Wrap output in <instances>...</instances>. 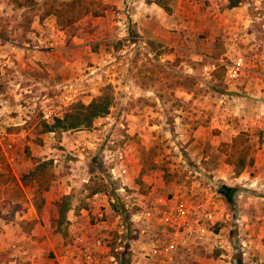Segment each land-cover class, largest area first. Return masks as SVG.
Listing matches in <instances>:
<instances>
[{
    "label": "rangeland",
    "instance_id": "obj_1",
    "mask_svg": "<svg viewBox=\"0 0 264 264\" xmlns=\"http://www.w3.org/2000/svg\"><path fill=\"white\" fill-rule=\"evenodd\" d=\"M71 1L0 0V264H73L98 241L100 264H142L180 205L194 233L177 235L178 264H264V0L44 17ZM106 90L91 126L46 131Z\"/></svg>",
    "mask_w": 264,
    "mask_h": 264
},
{
    "label": "trees",
    "instance_id": "obj_2",
    "mask_svg": "<svg viewBox=\"0 0 264 264\" xmlns=\"http://www.w3.org/2000/svg\"><path fill=\"white\" fill-rule=\"evenodd\" d=\"M233 5L238 4V0H233ZM45 15L47 17L51 14L58 18L60 25L69 24L72 25L77 22L80 18L81 13H92L94 16H103L108 6L98 2L97 0H73L71 2L65 3L62 7L57 8L51 2H47L45 5ZM113 98L109 91L102 93L101 96L94 99L92 103L86 105L82 102L74 104L71 110L65 114L63 118H56L53 125L45 124L47 132H55L58 129H63L65 131L79 129L81 127L91 126L95 119L107 115L112 106ZM46 164H39L38 173L36 175L39 177L44 173L43 168ZM239 172V171H238ZM42 177V176H41ZM38 178V179H41ZM103 188L101 184H97L92 189V195L103 193Z\"/></svg>",
    "mask_w": 264,
    "mask_h": 264
},
{
    "label": "built area",
    "instance_id": "obj_3",
    "mask_svg": "<svg viewBox=\"0 0 264 264\" xmlns=\"http://www.w3.org/2000/svg\"><path fill=\"white\" fill-rule=\"evenodd\" d=\"M2 68L0 67V70ZM243 65L242 63H237L233 65L229 71V77L231 79L238 78L241 76V73L243 71ZM1 81V79H0ZM1 97V94H0ZM118 161L123 163L125 160V156L122 152H118ZM116 164V163H115ZM126 174L127 170L122 169L120 170V174L117 173V168L113 167L111 169V173L114 176L115 180H118L121 178L122 174ZM150 215V213L148 214ZM138 218L139 216H135ZM161 219L163 221V225L167 228H170L172 230H177L173 233V239H165L162 242L159 241L158 244L153 243L152 252L144 254L145 262L142 264H178L177 261L173 258V253L178 252L179 249V243H178V234L181 233V229H183L185 232H182L185 236L192 237L194 230L190 223L187 222L186 218V212L182 205L175 206L172 209L165 210L161 214ZM184 236H182L183 238ZM161 242V244H160ZM186 243V241L183 242V244ZM101 246V241H98L94 247L90 246H82L79 249L80 256L73 264H100L99 260L97 259V248ZM243 252H245L243 250ZM244 256L247 255V253H243Z\"/></svg>",
    "mask_w": 264,
    "mask_h": 264
},
{
    "label": "water",
    "instance_id": "obj_4",
    "mask_svg": "<svg viewBox=\"0 0 264 264\" xmlns=\"http://www.w3.org/2000/svg\"><path fill=\"white\" fill-rule=\"evenodd\" d=\"M218 192H219L220 194L224 195L225 197H229L230 194H231V188H230L229 186H227V185H222V186L219 188Z\"/></svg>",
    "mask_w": 264,
    "mask_h": 264
},
{
    "label": "crops",
    "instance_id": "obj_5",
    "mask_svg": "<svg viewBox=\"0 0 264 264\" xmlns=\"http://www.w3.org/2000/svg\"><path fill=\"white\" fill-rule=\"evenodd\" d=\"M251 84V83H250ZM264 86H262V88H263ZM247 89L248 90H250V89H252V87L251 86H247Z\"/></svg>",
    "mask_w": 264,
    "mask_h": 264
}]
</instances>
